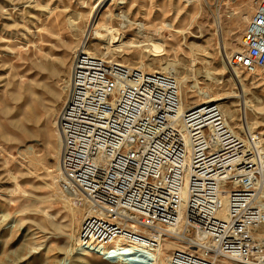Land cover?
<instances>
[{
	"label": "rangeland",
	"instance_id": "obj_1",
	"mask_svg": "<svg viewBox=\"0 0 264 264\" xmlns=\"http://www.w3.org/2000/svg\"><path fill=\"white\" fill-rule=\"evenodd\" d=\"M100 1L0 0V264L116 263L78 249L86 206L69 195L59 176L63 145L57 121L70 97L75 56L85 47L130 67L161 72L175 66L177 80H187L181 86L185 106L203 100L199 87L224 99L230 126L250 131L264 166V71L249 73L230 63L241 51L257 0H127L120 6L104 0L98 6ZM123 13L132 22L126 28L117 18ZM165 24L173 29L164 30ZM207 71L214 80L205 77ZM165 243L160 264L183 246ZM125 260L119 264H149Z\"/></svg>",
	"mask_w": 264,
	"mask_h": 264
},
{
	"label": "built area",
	"instance_id": "obj_2",
	"mask_svg": "<svg viewBox=\"0 0 264 264\" xmlns=\"http://www.w3.org/2000/svg\"><path fill=\"white\" fill-rule=\"evenodd\" d=\"M255 6L241 51L230 59L249 73L264 71V0ZM71 78L59 120L62 185L86 206L85 218L97 230L85 238L86 225L79 229V242L90 245L86 254L109 242L114 264L133 259L136 253L116 251L124 238L127 247L147 248L153 264L152 253L165 248L159 241L168 240L184 248L170 251L166 264H264L257 191L263 168L218 104L180 112L173 75L126 69L85 52L75 56ZM198 235L216 248H199ZM144 254L139 260L147 261Z\"/></svg>",
	"mask_w": 264,
	"mask_h": 264
},
{
	"label": "bare ground",
	"instance_id": "obj_3",
	"mask_svg": "<svg viewBox=\"0 0 264 264\" xmlns=\"http://www.w3.org/2000/svg\"><path fill=\"white\" fill-rule=\"evenodd\" d=\"M111 1H113V0H111ZM116 2H117V4L120 6V5H125L126 4V2H127V0H115ZM151 2H153V0H150ZM188 1H191V0H188ZM198 1V0H197ZM103 2H104V0H101L100 1V3H99V5L98 6H100V5H102L103 4ZM192 2V1H191ZM153 4V3H152ZM98 16H99V13H98V11H96L94 14H92V18H93V21H94V25H96V24H98ZM118 17L117 18H119L120 20H122L123 21V23L121 24V28H126L128 25H131L132 24V22H131V20H130V18H129V16L128 15H124V13L123 14H121V15H117ZM138 26H139V35H141L142 37H144V33H145V30H146V27H145V25L144 24H137ZM166 28L164 29V30H166V31H171L172 29H173V26L172 25H170V24H165L164 25ZM101 28V27H100ZM103 32V31H102ZM95 33H96V36L98 37L99 35H100V30H97V31H95ZM84 44V43H83ZM198 48V47H197ZM88 48H84L83 50L84 51H79V52H82V53H88V54H90L91 52L90 51H88L87 50ZM100 49H98V51H99ZM239 52V51H238ZM101 53V55H104V53H102V52H100ZM236 53V52H235ZM92 56H95V54L93 55V54H91ZM96 57V56H95ZM103 57H105V56H103ZM98 58V57H97ZM103 59V58H102ZM105 60V59H104ZM116 63H118V62H116ZM118 64H121L122 65V67H124V68H129L130 70H138V69H140L141 71H143V72H147V73H157V74H165V75H173L174 76V78H176V80H177V76H176V70H175V66H173V67H171V66H168V67H166V68H162V70H161V72H154V71H149V70H146V68L144 67V65H140V66H137V67H130V66H127V65H124V64H122V63H118ZM174 65V64H173ZM230 68V67H229ZM177 69V68H176ZM231 69V68H230ZM234 69V71L236 72H234L235 74H237V71L235 70V68H232V70ZM178 73V72H177ZM178 75V74H177ZM71 77H72V72H71ZM205 77H207V79L209 80H214V78L212 77V73L211 72H209V71H207V72H205ZM71 79V81H69V87H71V85H72V78H70ZM180 81V80H179ZM178 81V84H179V87H180V95H181V99H182V105H181V107H180V112H184L185 110H187V109H189V108H191V109H198V108H201L204 104H206V103H216L217 104V102L218 103H220L221 101H223L224 99H221V98H219V96H211V94H210V91H209V89H206V90H208L209 91V93H207V91L205 90V89H201L200 87H199V89H197L198 90V95L200 96L201 95V97H202V101H200V103H196L194 106H191V107H187V106H185V101H184V99H183V94H182V85L184 86V89H185V87L187 86V80L185 79V80H183L182 82H179ZM212 82V81H211ZM210 82V83H211ZM215 82V81H214ZM214 82H212V83H214ZM182 83V84H181ZM205 85V84H204ZM197 87V86H196ZM189 93H187V95H188ZM70 97H71V94H70ZM70 97H69V99H70ZM193 98V96H186V101L187 102H189L190 100H193L192 99ZM196 98V97H195ZM69 101V100H68ZM67 101V102H68ZM67 104V103H66ZM219 105V104H218ZM67 105H65V107H66ZM220 108L222 109V104L220 103ZM65 107H64V109L62 110V112H61V114L63 113V111L65 110ZM225 110H227V109H225ZM228 116L232 119V120H234L235 121V118H234V116H235V113L234 112H232L231 110H230V108H228ZM222 112H223V110H222ZM61 114H60V116H61ZM223 114H224V112H223ZM60 116H59V120L61 119L60 118ZM224 116H225V114H224ZM225 118H226V116H225ZM57 121V130H58V133L60 134V136H61V142H62V144L61 145H63V152H62V154H60L61 155V158H62V155L64 154V151H65V149H64V146H65V136H64V133L62 132V130L60 129V121ZM226 120H227V118H226ZM228 121V120H227ZM60 123V124H59ZM228 125H229V128L234 132V134L236 135V136H238L239 137V139L240 140H242L243 142H248V144H249V148H251V149H254L255 151H256V153L258 154V159H257V163H258V165H259V162H260V151H259V148H258V145L254 142V140H253V138H252V136H251V134H250V131L244 126V125H241L239 128H238V130H234L231 126H230V124H229V122H228ZM60 142V143H61ZM59 152H61V151H59ZM187 160V159H186ZM261 165V164H260ZM59 168L61 169V174H59V176L61 175V184H62V181H63V179L65 178V176H66V178H67V175H66V170H65V167H64V165H62V163H61V159H60V161H59ZM261 168H263L264 169V166L262 167L261 166ZM59 169V170H60ZM60 172V171H59ZM262 180H264V174L262 173ZM262 182V181H261ZM261 182L259 181L258 182V184H257V191L258 192H261V193H263L262 192V189H264L263 187L264 186H262V184H261ZM263 183H264V181H263ZM62 187L64 188V186L62 185ZM65 189V188H64ZM69 193V195L72 197V198H74V199H77L76 197H74L73 196V194H71V192H68ZM261 195H263V194H261ZM224 201H227L226 199H224ZM262 202V204H263V201H261ZM263 206H264V204H263ZM222 214H225V210L222 212ZM88 220H89V218H87V220H86V218L83 220V222H82V225H86L85 226V229L83 230V232H84V235L86 236L85 238H87V237H89L90 236V234H95L96 233V231L97 230H95V229H92V227L89 225V223H88ZM86 221V222H85ZM85 223V224H84ZM82 225H81V227H80V230H81V228H82ZM79 230V231H80ZM198 239H199V241L200 242H198V247L199 248H201V249H204V250H207V249H211V250H214L215 248H216V246H215V244H212L211 242H208L207 240V245H206V248H204V247H202L201 245H203L204 243H206V241H205V239L203 238V237H201V236H199L198 235ZM118 241V243H117V245H118V247H116V248H118L116 251H120V250H122V251H124V252H127L126 251V247H127V245H125V244H122V243H127V240L126 239H124V238H120L119 240H117ZM122 241H124V242H122ZM165 241L166 240H161V241H159V244H161V246H162V244L164 243V245H165V247H166V243H165ZM77 242L79 243L78 244V246H80L81 247V252L82 253H85L86 251H88L87 249L90 247V245L89 244H86L87 243V241H84V239L83 238H81L80 239V242H79V238H77ZM82 242H84L83 244H82ZM100 242V241H99ZM176 243V242H175ZM96 244H98L99 245V247H98V250L97 249H95V247L94 248H92L91 250H93V252H88V254H93V255H96V256H99V257H102V258H104V260L105 259H114V258H111V257H109L111 254H113V253H109V247H110V245H111V243H109V242H107L106 244H104V243H96ZM181 244V243H180ZM132 245V248H134V246H136V248L135 249H137V250H139V251H141V252H136V254H135V257H133V259H135V260H139V258H138V256H137V254L138 253H145L144 255H143V258H145V257H147L148 255H147V253L149 252V250H147V248H145V247H143V245H139L138 243L137 244H131ZM129 247V246H128ZM178 247H182V248H184V246H178ZM95 250V251H94ZM157 250L158 249H156V251H155V253H152V257L154 256V261L152 262L153 264H160L161 262H160V255H161V253L163 252V249H160L158 252H157ZM173 250V249H172ZM171 250V251H172ZM96 251H98V252H96ZM86 254V253H85ZM129 255L131 254V253H128ZM80 255V254H79ZM82 255V254H81ZM150 256V257H151ZM170 253H169V255L167 256V258H166V262L164 263V264H166L167 263V261H169V259H170ZM151 257V258H152ZM122 260V259H121ZM149 260V258L147 257V261L146 260H140V261H142L143 263L144 262H148L149 264H150V262L148 261ZM129 261V260H128ZM141 262V263H142ZM155 262V263H154Z\"/></svg>",
	"mask_w": 264,
	"mask_h": 264
}]
</instances>
